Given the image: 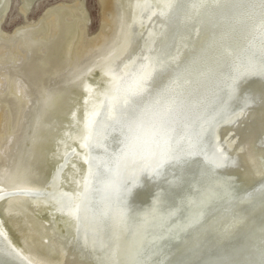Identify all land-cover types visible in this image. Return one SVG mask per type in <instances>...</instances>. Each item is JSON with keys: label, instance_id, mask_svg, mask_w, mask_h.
Segmentation results:
<instances>
[{"label": "water", "instance_id": "water-1", "mask_svg": "<svg viewBox=\"0 0 264 264\" xmlns=\"http://www.w3.org/2000/svg\"><path fill=\"white\" fill-rule=\"evenodd\" d=\"M156 6L158 10L153 11ZM138 8L139 15L147 18L143 24L152 26L146 44L153 42L154 47L143 52L150 54L154 64L125 80L123 86L114 80L121 88L106 100L108 118H103L104 112L95 114L104 103L93 105L92 112H96L85 113L83 123L72 116L80 135H75L76 144L82 127L98 147H87L92 154L89 166L79 162L88 166L82 198L77 203L75 198L64 199V204L74 201L78 224L75 228L70 219L71 225L62 222L63 236L68 244L75 239L74 247L88 243L97 255L96 264H217L221 259H257L264 247V226L226 234L219 230L236 220L242 227L247 214L261 223L264 181L248 187L239 174L230 173L237 171L238 161L233 147L220 146V135L236 124L228 121L254 104L247 87L264 84L260 0H147ZM138 85H142L139 90ZM99 116L102 121L97 123ZM133 120L157 129L163 122L167 147L178 159L167 161L159 175L141 169L155 162L149 152H159L164 145L158 149L141 141L119 155L125 150L128 122ZM119 134L120 141H116ZM260 145L264 146V136ZM183 149L200 152L183 156ZM76 156L77 152L73 156L77 160ZM63 157L64 153L55 156L66 163L60 167L61 176L66 175L71 156ZM57 171L50 183L60 181ZM46 176L43 173L39 181ZM67 179L77 186L69 175ZM53 194L55 199L60 196L56 191ZM61 209L68 216L69 208L61 204ZM54 235L58 237V230ZM0 237V255L1 251L4 255L0 264H27L11 256L7 241Z\"/></svg>", "mask_w": 264, "mask_h": 264}, {"label": "bare ground", "instance_id": "bare-ground-1", "mask_svg": "<svg viewBox=\"0 0 264 264\" xmlns=\"http://www.w3.org/2000/svg\"><path fill=\"white\" fill-rule=\"evenodd\" d=\"M18 1V10L24 16H27L37 2ZM99 2L103 10L101 25L96 34L90 35L88 31L90 16L83 0H59L47 7L38 20H26L25 24L12 32H7L2 27L12 0H0V96L3 100L6 99V104L19 105L22 114L29 109L28 112H32L33 118L27 122L28 131H25L26 128L23 131L18 129L17 133L15 129L7 131L8 139H4L5 142L0 147V236L8 242H5L7 252L27 264H96L97 255L94 256L88 249V243L84 247H74L72 243L75 239L68 244L63 236L64 232L61 231L66 222L71 225L68 219L72 220V224L75 222L74 227L77 228V209L75 211L74 201L66 205L64 199L75 198L77 203V199L82 198L84 192L81 184L83 185L86 178L85 169L92 162V154L87 153V147L89 150L98 147L94 137L88 140L82 127L81 138L76 144L75 135L78 137L80 135L76 126L72 125L71 118L74 115L76 121H85L84 114L95 113L96 110L92 112L91 107L100 103L104 104L95 114L103 113L106 110V100L116 88H121L125 80L132 79L154 64L151 62L150 54L143 52H150L154 47L151 45L153 42L146 44L147 30L152 26L146 27L143 24L147 22V18L144 16L142 18L139 15L140 11L137 10V7L141 9L145 6L147 0H99ZM157 10V6L153 8V11ZM119 12L123 17L122 29L115 37L112 36L113 46L108 47L106 51L101 46L107 42L110 44L109 37L113 34L112 30L108 33L112 22L110 16H118ZM138 18L141 21L135 22ZM51 40L53 44L50 48L48 44ZM142 42L145 45H141ZM93 46L99 48L94 51V56H97L88 58L87 52L93 49ZM140 48L143 54L139 53ZM37 59L38 63H29L30 60ZM54 60L60 61V66L52 74L50 72L45 88L40 87L44 84L41 83V76L38 78L36 74L48 69L49 66L46 67V64ZM10 74H14V77ZM94 76L95 81H92ZM116 79L120 86H117V81L114 82ZM30 86L39 87L33 89ZM247 89L254 95L255 102L252 107L227 122L236 124L223 130L220 135V146L223 148L225 144L234 148L233 155L238 161V169L230 173L233 176L239 174V179L244 180L249 187L255 182L264 181V146H258L260 138L264 136V84L256 82L250 84ZM87 100L89 101L84 104ZM62 115L69 119L61 123ZM101 115L108 118L106 112ZM1 119L0 128L3 126ZM96 121L99 123L102 117H97ZM2 135L0 129V143ZM70 136L73 137L68 143ZM116 141H120V134ZM76 152L77 160L73 158ZM199 152L195 149H183L180 155L194 157ZM61 153H64L65 159V156H71L69 169L65 172L66 175L62 176L59 170L66 163L63 159L58 161L55 158L56 155L61 156ZM81 161L86 162L88 166L79 164ZM210 161H214L212 156ZM57 169L56 175L60 176V181L57 184L50 183ZM45 172L49 174L39 181ZM68 175L77 181V186H80L74 188L72 184L70 185ZM55 191L60 195L56 199L53 198L56 197V194H53ZM53 202L58 204L55 205ZM61 204L69 208L68 216L65 215L64 209H61ZM31 205H37L38 208L32 210ZM35 211L40 213L37 215ZM4 220L17 222V239L7 230ZM244 222L240 227L238 226L240 220H236L229 226H223L219 232L234 233L238 229L244 231L257 224L264 226V216L260 223L253 215L247 214ZM57 230L59 235L56 238L54 234ZM92 237L96 243L95 233H92ZM19 239L24 240L21 242ZM45 240L48 243H45ZM78 241L80 242L79 239ZM24 247L27 252L23 250ZM93 249L97 251L95 247ZM1 255L0 261L1 258L4 260L2 251ZM52 258L54 260L51 262Z\"/></svg>", "mask_w": 264, "mask_h": 264}, {"label": "rangeland", "instance_id": "rangeland-1", "mask_svg": "<svg viewBox=\"0 0 264 264\" xmlns=\"http://www.w3.org/2000/svg\"><path fill=\"white\" fill-rule=\"evenodd\" d=\"M84 3H86V9L87 11L89 12V16H90V22H89V34L90 35H93V34H96V32L99 30L100 28V25H101V20H102V13H103V10H102V7H101V4L99 2V0H83ZM57 2H59V0H37L35 6H33L31 8V10H29L27 16H24L22 15L19 10H18V3L19 1L18 0H12V5H11V8L8 10L7 14H6V17L3 21V24H2V27L5 31L7 32H12L15 30V28L17 27H20L22 26L23 24L26 23V20L28 21H36L38 20L43 11L53 5V4H56ZM118 16H110V21H112L109 25V32L112 30L113 34L109 37L111 38L110 40V44L109 42L105 43V45L101 46L102 49L104 48L105 50L108 48V47H111L113 46L111 43H112V39L115 37V35L117 34V32H121V29H122V20H123V17H122V14L119 12L117 13ZM115 17V18H114ZM114 19V20H113ZM121 23H120V22ZM112 24V25H111ZM114 27V28H113ZM116 28V29H115ZM114 29V30H113ZM116 33H115V32ZM114 36V37H112ZM53 40H51L48 44V46L51 48L53 42ZM36 49V48H35ZM98 50L99 48L93 46V49H89V51L87 53H89L88 55V58L91 57V56H94V51L95 50ZM109 49V48H108ZM38 50V49H37ZM104 50V51H105ZM107 51V50H106ZM12 55V54H11ZM14 55V54H13ZM96 55V54H95ZM99 55V54H98ZM97 56V55H96ZM94 56V57H96ZM8 57H10L8 55ZM6 58V57H5ZM34 58V57H33ZM32 59V58H31ZM39 59L37 60H30L29 63L33 64V63H36ZM38 63V62H37ZM61 62L60 61H51L49 62L48 64H46V67H48V69H46L44 72H38L36 75L38 76V78L40 77L41 79V83L44 84V86H40V87H44L48 84L47 83V78L49 77L50 75V72L52 74V72L56 71L58 69V67L60 66ZM35 75V77L37 78V76ZM10 76L14 77V74H10ZM47 76V77H46ZM94 79H92V81H95V76L93 77ZM26 80H28V78L26 77ZM39 81V79H38ZM97 82L99 81L98 79L96 80ZM39 84V82H38ZM50 84V83H49ZM31 88L33 89H36V87H39V86H30ZM48 88L50 87V85L47 86ZM1 97V96H0ZM78 97V96H77ZM81 97V96H80ZM6 100V99H5ZM5 100L2 99V97L0 98V119L3 123V126L0 128L2 130V142L0 143V147L2 146L3 142H5V140L8 139L7 135V131H11V130H14L16 131V133L18 132V129L20 131H23L25 128L26 130L25 131H28L29 130V127L27 124V122L32 118V112H28L29 109H27L28 111L25 113V114H22L21 112V108L19 105H15L13 103H10V104H6ZM12 104V105H11ZM7 109V110H6ZM21 112V113H20ZM27 115V116H26ZM8 116V117H7ZM14 117V118H13ZM14 120H13V119ZM16 118V119H15ZM22 118V119H21ZM62 120L63 121H67V117L62 115L61 116ZM20 119V120H19ZM33 119V118H32ZM31 119V120H32ZM24 120V122L22 121ZM27 120V121H26ZM21 121V122H20ZM20 122V123H18ZM18 123V124H17ZM22 123L24 125H22ZM12 126V127H11ZM16 126V127H14ZM23 126V127H22ZM27 126V127H26ZM19 127V128H18ZM13 128V129H12ZM4 129V130H3ZM17 129V130H16ZM24 131V133H25ZM4 137V138H3ZM5 139V140H4ZM46 175L49 174V172H45ZM39 214V213H38ZM37 214V215H38ZM41 215V214H40ZM1 218V217H0ZM5 221V227L7 228V230L10 232V234L12 235L13 238H16L17 239V230H16V223L14 220H4ZM12 227V228H11ZM24 239H19V241H23ZM25 247L26 244L24 245ZM24 247L23 250H25L26 252L28 251L26 248ZM52 260H54L53 258L50 259V261L52 262Z\"/></svg>", "mask_w": 264, "mask_h": 264}, {"label": "snow or ice", "instance_id": "snow-or-ice-1", "mask_svg": "<svg viewBox=\"0 0 264 264\" xmlns=\"http://www.w3.org/2000/svg\"><path fill=\"white\" fill-rule=\"evenodd\" d=\"M260 7L264 9V0H260ZM230 87L234 88V85H230ZM140 88H142V85H138V90ZM127 127L128 133L125 137V150H122L119 154L121 156L126 154V150L129 149L131 145L137 144L141 141L146 144H153L158 149L161 148V145H164V148L159 152H149V156L154 158L155 162L149 165L146 169L142 168L141 171L147 170L155 175H159L160 169L167 161L178 159V156L174 152H171L167 147L169 144V138L166 137L163 131V122L161 123L159 129L153 126L145 127L143 122L140 120L129 121ZM217 264H264V247L260 249L257 259L242 262L233 259H221L217 262Z\"/></svg>", "mask_w": 264, "mask_h": 264}]
</instances>
